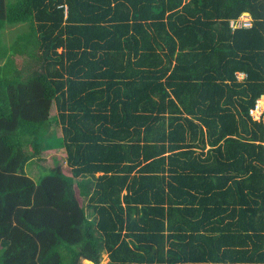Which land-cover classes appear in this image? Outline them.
<instances>
[{"label":"trees","instance_id":"1","mask_svg":"<svg viewBox=\"0 0 264 264\" xmlns=\"http://www.w3.org/2000/svg\"><path fill=\"white\" fill-rule=\"evenodd\" d=\"M262 96L264 0H0V264H264Z\"/></svg>","mask_w":264,"mask_h":264},{"label":"rangeland","instance_id":"2","mask_svg":"<svg viewBox=\"0 0 264 264\" xmlns=\"http://www.w3.org/2000/svg\"><path fill=\"white\" fill-rule=\"evenodd\" d=\"M240 18L243 21H247L250 19L246 14H242ZM240 78H241V74H240ZM258 105H259V110H263L264 96L262 97L261 101L258 102ZM50 114L51 115L55 114L54 105L51 108ZM254 114L255 116H257L256 111ZM52 128L55 129L56 135L61 134L59 126L53 125ZM65 156L66 155H65L64 150L60 148H54L48 151H44L40 154V158L37 159L35 163L26 166V174L29 175L32 179H34L37 182L39 179L38 177L40 176V175L38 176L40 169L48 168L56 164H58L66 172H69L70 170H69L68 165L66 164ZM85 260L86 259H81L80 264H90V263L84 262ZM107 262H108V255L106 253H103L99 264H107ZM92 264L94 263L92 262Z\"/></svg>","mask_w":264,"mask_h":264},{"label":"built area","instance_id":"3","mask_svg":"<svg viewBox=\"0 0 264 264\" xmlns=\"http://www.w3.org/2000/svg\"><path fill=\"white\" fill-rule=\"evenodd\" d=\"M249 18H250V16L248 15V14H246ZM251 22V19H249V20H247V21H243V20H241V18L239 17V19H237L236 21H231V25L233 26V27H236V26H246V27H248V26H250V23ZM241 77H243V74H241ZM258 100L256 101V104H255V107L253 108V109H251L250 110V114L255 118V119H258L260 116H261V114L263 113V111H264V108H263V110H259V105H258ZM255 111L257 112V116H255Z\"/></svg>","mask_w":264,"mask_h":264},{"label":"bare ground","instance_id":"4","mask_svg":"<svg viewBox=\"0 0 264 264\" xmlns=\"http://www.w3.org/2000/svg\"><path fill=\"white\" fill-rule=\"evenodd\" d=\"M261 99H262V97L258 100L259 102L261 101ZM84 262H87V263H90V264H92V262L91 261H89V260H85Z\"/></svg>","mask_w":264,"mask_h":264},{"label":"crops","instance_id":"5","mask_svg":"<svg viewBox=\"0 0 264 264\" xmlns=\"http://www.w3.org/2000/svg\"><path fill=\"white\" fill-rule=\"evenodd\" d=\"M263 97V96H262Z\"/></svg>","mask_w":264,"mask_h":264}]
</instances>
